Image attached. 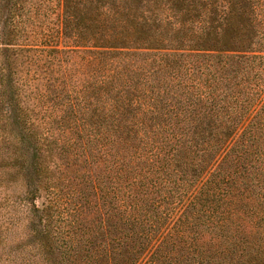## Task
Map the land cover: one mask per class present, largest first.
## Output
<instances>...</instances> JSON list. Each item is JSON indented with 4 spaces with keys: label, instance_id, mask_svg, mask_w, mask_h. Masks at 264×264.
<instances>
[{
    "label": "trees",
    "instance_id": "obj_1",
    "mask_svg": "<svg viewBox=\"0 0 264 264\" xmlns=\"http://www.w3.org/2000/svg\"><path fill=\"white\" fill-rule=\"evenodd\" d=\"M59 1L0 0V264H264V0Z\"/></svg>",
    "mask_w": 264,
    "mask_h": 264
},
{
    "label": "rangeland",
    "instance_id": "obj_2",
    "mask_svg": "<svg viewBox=\"0 0 264 264\" xmlns=\"http://www.w3.org/2000/svg\"><path fill=\"white\" fill-rule=\"evenodd\" d=\"M45 4H46V22H48L49 26L50 27H53L54 29H58L59 28V16H60V13H61V4H60V1L59 0H45ZM12 129L15 131V132H18L19 134H22V131L21 129L17 126V124H13V127ZM57 134V132H56ZM59 135V134H58ZM57 135V136H58ZM23 136L22 137V143H25V145L22 146V150L23 152L26 153V156L27 157H32V145H34V139L30 140L29 137H27L26 135H21ZM30 141H31V145H30ZM68 157V159H67ZM66 158L64 159H60V158H57L56 156L54 157L53 159V162H57L59 164H62L61 167L63 169L64 172L68 171V174L67 175H71L73 177V174L76 172V173H79V172H84V170H81V166H75L76 168L78 169H75L73 167L72 170L73 172L71 173L70 172V169L66 168L67 164L66 165H63L62 162H68L69 161H72V157L71 155L69 154ZM87 168V167H85ZM88 172L90 173H93V171H90L88 168H87ZM29 176H30V173H29ZM34 178V177H33ZM26 179L27 181H29V177H28V174L26 176ZM73 179V178H72ZM76 180V179H75ZM74 180V181H75ZM24 179L21 180V179H18L16 180L13 184H12V191L10 189L9 193H13L15 195L19 194L20 192H22V194L24 193V191L26 190V187H25V183H24ZM92 200H93V197H91ZM43 202V198L40 197L36 203L41 206ZM95 210V208H94ZM89 216H93V214H89ZM89 217V218H90ZM80 219L82 220V222L84 223V226L86 224V218L85 216H83V214L80 215ZM65 227H70V225H65ZM29 229V228H28ZM17 234H26L24 233V228H17ZM76 236H79V234H76ZM25 241H30V238H25L24 239ZM15 243H12L9 245V251L7 249L6 252H8L10 255V260H9V263L8 264H40L41 263V260L38 258V256L34 257L31 255V252H29V248L28 249H25V250H22V249H17V248H14L15 247ZM31 247V246H30ZM13 248V250H11ZM29 259V261H28Z\"/></svg>",
    "mask_w": 264,
    "mask_h": 264
}]
</instances>
